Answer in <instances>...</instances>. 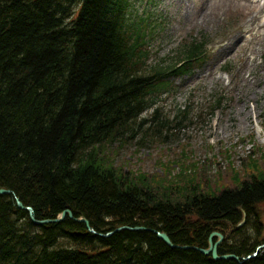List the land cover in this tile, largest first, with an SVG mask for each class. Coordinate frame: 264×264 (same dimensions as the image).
Segmentation results:
<instances>
[{"label":"trees","instance_id":"1","mask_svg":"<svg viewBox=\"0 0 264 264\" xmlns=\"http://www.w3.org/2000/svg\"><path fill=\"white\" fill-rule=\"evenodd\" d=\"M149 26L130 19L128 0H0V186L11 190L0 193V264H264V247L245 258L264 243V153L247 151L254 171L215 184L189 147L140 129L166 77L207 54L204 35L191 36L142 72ZM129 140L137 151L154 143L152 168L128 165ZM16 198L49 220L33 222ZM243 216L260 230L252 242L231 232L217 248L237 259L170 247L153 231L206 248Z\"/></svg>","mask_w":264,"mask_h":264},{"label":"rangeland","instance_id":"2","mask_svg":"<svg viewBox=\"0 0 264 264\" xmlns=\"http://www.w3.org/2000/svg\"><path fill=\"white\" fill-rule=\"evenodd\" d=\"M128 12L131 20L151 24L142 44L147 52L142 72L168 64L181 41L191 36L204 35L207 50L190 73L166 77L142 111L146 121L140 119V129H161L166 148L189 147L187 155L197 158L199 171L209 174L215 184L229 181L234 169L243 177L254 171L243 161L247 151L264 153V90L258 91L264 87L263 0H128ZM248 31L251 37L246 36ZM134 142L129 140L120 155L129 166L152 168L154 143L137 151ZM257 168L264 170V166ZM258 207L264 225V202ZM241 226L230 236L246 247L260 230L251 223L249 229ZM208 237L216 243L218 255L233 254L218 253L224 238L217 242L219 236L213 232ZM218 255L212 258H232Z\"/></svg>","mask_w":264,"mask_h":264},{"label":"water","instance_id":"3","mask_svg":"<svg viewBox=\"0 0 264 264\" xmlns=\"http://www.w3.org/2000/svg\"><path fill=\"white\" fill-rule=\"evenodd\" d=\"M9 192H11V190L10 189H8V188H5V187H1L0 186V193L1 194H3V193H9ZM16 202H17V206L18 207H20V208H23V209H26L27 211H28V213H29V215H30V218L33 220V222H35V223H41V222H44V221H47V220H49V219H42V220H36L35 218H34V216H33V214H32V208L30 207V206H27V205H23L22 204V202L18 199V198H16ZM68 210V209H67ZM65 211L66 210H63L61 213H59L55 218H52L51 220H57V219H59V218H61L63 215H64V213H65ZM68 215L69 216H71L72 214H71V212L70 211H68ZM77 219H79V220H82L85 224H86V226L88 227V228H90V226H89V224H88V221H87V219L86 218H84V217H78ZM121 228L122 227H128V228H130L131 226H127V225H123V226H120ZM110 232H107L106 234H109ZM156 233H157V236L158 237H161L166 243H168L169 244V238L167 237V235L163 232V231H156ZM214 233V232H213ZM210 239H211V237H210ZM216 243L215 244H212L211 243V246H210V242H209V246H208V248L206 247V249H204V248H202V247H198V246H196V245H191V247H193V248H196V249H199L200 251H203V252H205V253H210L211 252V256L212 257H216V255H218L217 253H216ZM181 246V245H180ZM261 246H264V243H262V244H260V245H258V247L257 248H259V247H261ZM181 247H190V246H188V245H182ZM253 255V254H252ZM229 256H232V258H235V259H237L238 258V256L235 254H232V255H229V254H227V255H225V254H222V256H220V254L218 255V257H223V258H226V257H229ZM249 256V255H248Z\"/></svg>","mask_w":264,"mask_h":264},{"label":"bare ground","instance_id":"4","mask_svg":"<svg viewBox=\"0 0 264 264\" xmlns=\"http://www.w3.org/2000/svg\"><path fill=\"white\" fill-rule=\"evenodd\" d=\"M263 3H264V0H263ZM262 72H264L263 70H262ZM263 80H264V77H263ZM264 82V81H263ZM264 90V87H262V88H260L258 91H260V92H262ZM256 92V91H255ZM255 92H254V94H255ZM244 218H245V216H243V218L239 221V222H237V224L234 226V229H237L239 226H243L244 225ZM241 226V227H242ZM132 228H134V229H137V228H144V229H149L150 227H146V226H143V225H135V226H133ZM239 229V228H238ZM153 231L156 233V231H159L158 229H153ZM233 231V229H230L229 230V232H227L224 236H222L223 234L222 233H218L217 232V230H213V231H211V232H214V234H216V235H218L219 237H217V239L216 240H218L217 242H221L222 240H223V238L224 237H227L228 236V233H231ZM164 232V231H163ZM165 233V232H164ZM166 235H167V237L169 238V236H168V234L167 233H165ZM156 235H157V233H156ZM209 235V234H208ZM162 241H164L161 237H159ZM165 242V241H164ZM209 242H210V246H211V239L208 237L207 238V245L209 246ZM166 243V242H165ZM166 244H168V243H166ZM262 244V243H261ZM170 247H181L180 246V244H178V243H174V242H172L171 240H170V238H169V244H168ZM258 245H260V244H258ZM258 245L255 247V249L251 252V253H249V254H247L246 256H245V258L247 257H250V256H253V255H255L256 254V252H257V250H258ZM188 246H190L191 247V245H188ZM208 246H207V248H208ZM209 246V247H210ZM187 248V247H186ZM193 248V247H192ZM261 247H259V249H260ZM196 249V248H195ZM204 249H206V248H204ZM197 250H199V249H197ZM200 251V250H199ZM200 252H203V251H200ZM204 254H208V253H205V252H203ZM210 254V253H209ZM253 254V255H252ZM211 255V254H210ZM249 255V256H248Z\"/></svg>","mask_w":264,"mask_h":264}]
</instances>
